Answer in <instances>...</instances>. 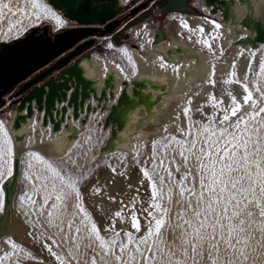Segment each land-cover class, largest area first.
Wrapping results in <instances>:
<instances>
[{"label":"water","instance_id":"95a60500","mask_svg":"<svg viewBox=\"0 0 264 264\" xmlns=\"http://www.w3.org/2000/svg\"><path fill=\"white\" fill-rule=\"evenodd\" d=\"M39 1L68 27L53 34L48 26L40 34L33 29L0 46V120L13 150V173L1 186L0 254L7 239L31 255L12 258L19 264H60L52 252L69 264L17 203L28 188L25 154H39L74 181L105 241L140 236L146 217H157L160 196L151 194L154 181L160 190L154 171L163 144L188 141L193 126L203 134L204 125L217 127L222 107L213 97L231 106L227 93L239 100L243 92L225 81H243L253 91L252 66L264 50V0ZM187 129L190 135L182 133Z\"/></svg>","mask_w":264,"mask_h":264},{"label":"snow or ice","instance_id":"6c2138e0","mask_svg":"<svg viewBox=\"0 0 264 264\" xmlns=\"http://www.w3.org/2000/svg\"><path fill=\"white\" fill-rule=\"evenodd\" d=\"M31 6L34 9L41 8L46 14L51 13L52 17L57 19L60 26H63L64 22L56 13L51 12L46 5L37 3L36 0H31ZM2 9H7L9 12L13 11L8 3H0V10ZM37 19H39L38 14ZM213 24L216 28L220 27V25L215 24V22H213ZM200 31L203 32V28H201ZM202 43L207 42L202 41ZM207 46L211 51V45L208 44ZM161 67H165V65L162 63ZM260 71L261 73H264V64L260 66ZM232 75L234 76L235 74L233 73ZM209 82L213 84L215 83L214 80H210ZM233 82L239 84L243 89L240 99L238 100L237 96L233 95L232 91H229L227 96L231 98V106H228L224 104L223 101H218L213 97L214 104L222 107V113L220 114L221 118L216 121L217 127L210 130V124L204 125V132L208 133V135H205L203 140L199 137H195L193 140L189 141V148L194 150L193 154L199 162L202 170L208 172L211 177V183L206 184V177L202 175L199 185L200 192L198 194L193 193L194 195H197V209L194 210V214L196 217L203 216L204 219L198 220L199 227L195 229V236L193 237L195 242L189 240L188 243L191 246L192 253L201 255L202 253L197 251V247L198 245H201L203 241H212L209 248L210 253L213 250L219 252V241H224L226 244L225 251L230 254L239 252V255L246 261L248 255L245 253L249 246V241L256 239V237L252 235L251 230H253V226L258 223L257 220L252 219L255 214L249 210L250 205L255 206L258 209L259 227L255 230L261 232V238L257 240V244L264 241V90L260 87L255 88V92L259 93L261 98L257 101L253 98V91L250 90L248 84L240 80L233 81L230 79L225 81V83ZM243 105H249V110L242 111ZM232 117H235V119L233 120ZM178 120L179 117H177V121ZM250 125L252 126L250 127ZM0 131H3L5 137L4 143L0 145V179H4L6 176H11L13 173V168L11 166L12 162L5 159V157L13 154V150L10 146L11 142L6 130H4L2 121H0ZM182 133L190 135L191 130H182ZM172 139L175 140V138ZM175 143L182 145L183 141L175 140ZM198 144L199 147H197ZM166 147H170V145L166 144ZM180 154L182 156L184 155L183 152ZM33 155L37 160L43 162V158L39 155L29 153V156ZM205 158L208 160L207 165L204 164ZM185 160H187V157H185ZM164 163L165 160L161 159L160 164L163 165ZM217 164L220 165L218 172L216 170ZM29 167H32L30 162ZM48 167L51 168L52 166L48 165ZM52 171L53 175L60 181L59 184L55 181L51 184L50 190L57 192L56 200H62L66 194V189L74 191L79 200L80 194L75 184L71 182L64 184V176L56 169H52ZM113 171H115V169H113ZM166 171L168 172L169 179H171V172L169 170ZM144 175L148 176L149 180L153 179L147 171H145ZM36 178L44 181L48 180V177L37 176ZM164 181L165 177L159 176L158 183L160 189H162ZM217 185L218 188L216 187ZM41 187L46 191L49 190L47 183L42 184ZM95 191L98 193L100 189H95ZM206 193L207 200L205 201ZM2 194L3 191L2 188H0V195ZM151 195L153 198L164 195L161 190H158L156 181L152 184ZM49 198L50 197L47 195L44 197V201L41 204V210L47 205ZM168 199L170 200V196ZM202 202L204 203L203 212L199 210ZM32 203L34 204L35 201L33 200ZM221 204L224 206L218 212L217 209ZM134 205L135 201H133V206ZM213 205H216V207ZM57 206L58 205L55 203L52 205L54 208ZM230 206L233 208L232 215L228 214ZM76 207L80 212H83L85 216L88 215L86 210L82 207V202L78 203ZM155 207L160 208V205L156 204ZM245 210L247 211L245 212ZM143 211L147 213L148 216H152V213L149 212L148 208H144ZM209 212L213 214V220L206 224V214ZM242 214H246L247 219H239L238 224L235 226L229 223L227 226V236L225 237L223 231L225 225L222 223V220L227 219L228 221H232L234 218H239ZM116 215L119 216L121 213L118 212ZM131 219L133 220L132 227L139 231L140 224L135 215H132ZM146 220L148 223L146 235L141 236L137 242L133 240L132 233L129 232L126 234L128 237L127 242L121 241L116 249H113L107 244L103 237L99 236V231L95 223L91 225V233L96 235V239L99 241V246L104 251L105 257L107 255L113 256L118 264H155L151 255L152 248L148 247V245L154 243V241H151V237L154 234L159 236L160 229L165 221L155 216L150 220L146 217ZM184 223L191 227V221L186 220ZM153 224L155 225V228L152 227ZM218 226L221 230L219 234H217ZM71 227L72 225L69 224V228ZM180 227H183V225H180ZM207 228H211L212 231L210 234L207 233ZM61 230L63 231V229ZM75 231L76 233H79L80 229L77 228ZM116 235L119 236V233H116ZM159 238L161 243H163V238ZM113 243H116V241L113 240ZM129 245L134 246L129 247ZM141 245H144L143 249L141 248ZM237 245H242V247L237 248ZM12 247L16 248L17 245L12 243ZM255 250L256 249H253V251ZM49 251L51 252L52 249L49 248ZM156 251L157 253L163 252L160 248H157ZM125 254L127 255V258H125ZM187 254L188 251L185 249V255ZM52 255L60 261V264H64V261L59 255L55 252H52ZM105 257H102V259H105ZM192 258L195 259V257ZM91 264H97L95 257L92 258ZM105 264H107L106 259ZM177 264H182V262L177 261ZM228 264H234V261L228 260Z\"/></svg>","mask_w":264,"mask_h":264},{"label":"bare ground","instance_id":"6f19581e","mask_svg":"<svg viewBox=\"0 0 264 264\" xmlns=\"http://www.w3.org/2000/svg\"><path fill=\"white\" fill-rule=\"evenodd\" d=\"M36 2L40 3L39 0H36ZM0 3H8L10 7H12V9L16 8L19 10L13 16L9 15L10 12L7 9L0 10V33L6 36L7 34L12 33L21 28L20 30L21 33L18 36H15L6 41L2 40L0 41V43H9V42H12L20 38L21 36H24V34H26L28 30L33 29L37 25H39L40 15L42 14H44V16H47L49 18V21L53 26L54 32L60 31L62 28H64V26L62 27L60 26L56 18L52 17L51 13L46 14L41 8H35V9L32 8L31 0H0ZM37 14L39 15V19H37ZM100 39L101 40L108 39V37L100 38ZM121 54L127 60L128 64H130L125 52ZM262 54H263V57L261 58ZM262 64H264V50L261 51L257 55L255 62L252 66V70H251L250 86L255 93L254 99H256L257 101H259L261 98L259 96V93L255 92V88L260 87L262 90H264V73H261L260 71V66ZM247 110H249V108ZM251 126L252 125H250V127ZM197 136L201 140H203L205 135L199 130L197 126H193V133L189 141L193 140ZM4 139H5L4 133L3 131H0V141L4 142ZM189 141L183 142V144L181 145V144H176L175 140H169L164 145V146H166V144L170 145V147H166V148H167V157L173 169L172 170L173 173L171 172L172 174L171 179H169L168 177V172L165 169H163L162 165L160 164L161 159H164L163 147H161L160 149L159 165L158 167L155 168L154 176L157 181H159V176L165 177L163 187L162 189H160L164 193V195H160V202H159L160 208H158V213H157V217L163 219L164 221H166V218L168 217L167 208H166L167 195L170 196V198L176 197L178 199V203L184 209L186 208L190 209V206L192 207L195 206L197 202V199H196L197 195H194L193 193L195 192V187H196L195 185H198V186L200 185L201 176L203 175L206 177V180H205L206 184L211 183V177L209 176L208 172L202 170L199 162L196 160V157L193 154L194 150H191L189 148ZM198 147H199V144H198ZM181 152L184 153L183 156L180 154ZM29 153L37 154L35 152H28L25 154L23 158V164L25 166V170L23 173V180L27 184L28 188L25 192L20 194L17 198V203L24 209L29 220L35 225V227L41 233H43L44 235H46L47 237L51 239L55 247L60 251L62 258L67 263L76 264L66 256L65 254L66 251L62 248L58 240L55 239L50 234L51 231L48 229L46 230L45 228L41 227L40 225L41 221L39 222L37 220V216H39V212H38L39 210L37 209V207L38 206L41 207V204L44 201V197L47 195L50 197L48 199L47 206L51 208L52 210H54L58 215H61L63 219L66 222H68V224H72L74 229L79 228L80 229L79 233L85 236V238L89 240L96 247L99 253L100 264H105V259L107 260V264H118V262L115 261L113 256L107 255L105 257V253L99 246V241L96 239V235L91 233V225L93 224V222L91 221L88 215L85 216L84 213L80 212L79 209L76 207V205L81 202H80V199L79 200L77 199L75 192L70 189H66L65 190L66 194L64 195L62 200L57 201L56 200L57 192L50 190L51 184L53 181H55L57 184L60 183L58 178H56L53 175L52 169H55V168L53 166L49 168L48 165L50 164H48L46 160L43 159V162L40 160H37L34 155L29 156ZM185 157H187V160H185ZM29 162L31 163L32 167H29ZM204 164L205 165L208 164V160L206 158L204 160ZM177 165L180 167H177ZM219 168H220V165L217 164L216 165L217 172ZM37 176L48 177V180L44 181L41 179H37L36 178ZM3 182H4L3 180L0 181V188ZM69 182L73 183L71 179L70 180L64 179L63 181L64 184H68ZM44 183H47L49 190L46 191L43 187H41V185ZM33 200L35 201L34 204L32 203ZM2 201H3V194L0 195V210L2 208ZM54 203L58 205L55 208L52 207ZM249 210H251L254 214H258V209L255 206L250 205ZM246 211L247 210H245V212ZM175 216H176L177 222H179L177 224L179 225L174 226L173 231H176V233L178 234V237L173 238L171 242L169 243L170 247H169L168 254H167V260L166 261L162 260L163 263H169L168 262L169 260L173 261L174 259L173 254L183 253L184 256H186L185 249H187V251L191 249V246L188 243V241L193 240V237L195 236V230H192L191 228L185 227V226L180 227L183 221L188 220V217L190 218L189 214L185 215L186 216L185 218L181 210V213L174 214L171 217L175 218ZM152 227L155 228V225L153 224ZM258 227L259 225L253 228V234L255 237H257L258 233H260V231L255 230ZM161 229H166L165 224L161 227ZM146 234L147 232L145 231L141 235H146ZM193 242L195 241L193 240ZM12 243L13 242L7 239L4 241L7 251L0 254V264H19L16 261L12 260V258L31 257L30 253L22 250L20 247L17 246L16 248H13ZM107 244L111 246L110 242H107ZM199 247L200 248L205 247L207 249L210 247V245H205V243L202 242V244L199 245ZM113 249H116V248H113ZM207 251L208 253L210 252L209 249H207ZM212 252H215V251L213 250ZM102 257H105V259H102ZM125 258H127L126 254H125ZM208 258L210 259V261L208 262L209 264H222L221 261H219V258L217 256H214L211 258L208 256ZM263 258H264V253H262L261 256H253L251 261H248V264H260L262 261L264 262ZM156 260L159 261L160 257L157 256L155 259L153 256V261L155 262ZM213 261H217V263H213ZM185 264H202V262H199L197 258L192 259L190 257L189 260L185 261Z\"/></svg>","mask_w":264,"mask_h":264},{"label":"rangeland","instance_id":"374dc122","mask_svg":"<svg viewBox=\"0 0 264 264\" xmlns=\"http://www.w3.org/2000/svg\"><path fill=\"white\" fill-rule=\"evenodd\" d=\"M135 1H136L135 3H139L140 4L142 2L149 1V0H135ZM40 3H42V2H40ZM42 4L45 5L44 3H42ZM46 7H48L51 11H53L54 13H56L59 16V14L56 11H54L52 8H50L47 5H46ZM18 11H19L18 9L14 8L13 11L10 12L9 15L13 16ZM123 17H124V15L122 13L118 16V18H123ZM59 18L64 22L63 26L65 28V26H67V23L60 16H59ZM39 20H40L39 25H37L33 29L37 28L39 30H42V32H43L44 28L46 26H48L49 29H50V34L54 33L53 26L50 23L49 18L47 16H44V14H42V15H40V19ZM40 27H42V28H40ZM64 28H62V29H64ZM33 29L28 30L26 32V34L28 32H30L31 30H33ZM20 30H21V28L16 30V31H14V32H12V33L7 34L6 36L3 35L2 33H0V41H2V40L6 41V40H9V39H11V38H13L15 36H18L21 33ZM17 32H19V33H17ZM42 32L40 31V33H42ZM26 34H24V35H26ZM22 37L23 36H21L20 38H22ZM20 38H18V39H20ZM18 39H16V40H18ZM2 44H5V43H0V46ZM262 57H263V54H262L261 58ZM14 91H15V89H14ZM6 99L8 100L7 96H6ZM4 130H5V128H4ZM192 133H193V128H192ZM204 135H207V134H204ZM8 138H9V136H8ZM10 142H11V140H10ZM183 142H187V141H183ZM3 143L4 142L0 141V145H2ZM165 143L162 146L163 147V154H164L163 157H164V160H165V163L162 165V167L165 170H170V168H171L170 172H172L173 169H172L170 161L168 160V157H167V148H166V146H164ZM11 145L12 144H10V146ZM197 147H198V145H197ZM11 148H12V146H11ZM5 159H7V160L12 162V156H7V157H5ZM158 165L156 167H158ZM11 166H12V163H11ZM177 167H180V166L177 165ZM23 173H24V171H23ZM7 177L8 176H6L4 179H0V181H2V180L5 181ZM64 179L70 180V178H68L66 176H64ZM73 184H74V181H73ZM195 186L196 187H195V192L194 193L198 194L200 192V188H199L198 185H195ZM216 187L218 188V185ZM168 197L169 196L167 195L166 208H167L168 217L166 218V221L164 223L167 230L166 229H160L159 236L154 234L151 237V241H154V243H150L148 245V247L152 248L151 255H153L155 259H156L157 256L160 257V260L159 261L156 260L155 264H177V261H181L182 264H185V261L189 260L190 257L191 258L192 257L197 258V260L199 262H202V264H209L208 262L210 261V259L208 258V256L210 258L214 257V256H217L219 258V261H221L222 264H228V260L234 261V264H248V261H251L253 256H261V254L264 253V245H263L264 241H262L260 244H257V240H259L261 238V232H260V233H258L256 239H253V240L249 241V246L246 249V253H245L246 255H248V259L246 261L243 259V257H241L239 255V252L230 254L229 252L225 251L226 244H225L224 241H220L219 242V252L215 251V252H211V253L209 252L208 253L207 249H209L210 247L206 249L205 247L200 248L199 245H198L197 251L199 253H202L201 255H196V254L192 253V251L190 249V250H188V254L186 256H184L183 253L173 254V258H174L173 261L169 260L168 261L169 263H163L162 260H165V261L167 260V254H168V250H169V247H170L169 243L171 242V240L173 238L178 237V234L176 233V231H173V227L176 226V225H179V224H177L179 222H177L176 216H175V218H172L171 216L174 215V214H177V213H181V210H182L183 215H184L185 218H186L185 215L189 214L190 218L188 217L187 221H191V227L188 224H185L184 221L181 223V225H183V227L184 226L185 227H189L192 230H195L197 227H199L198 220H203L204 219L203 216L196 217L195 214H194V210L197 209V202H196L195 206H193V207L190 206V209L189 208L188 209L187 208L184 209L178 203V199L176 197H171L170 200L168 199ZM38 200H39V198H38ZM206 200H207V193L205 195V201ZM2 204H3V201H2ZM39 205H40V203H39ZM213 206L216 207V205H213ZM223 206L224 205L221 204L219 206V208L217 209V211L219 212L220 209L223 208ZM37 209L39 210L38 211L39 212V216H37V220L39 222L41 221L40 222L41 227L45 228L46 230L48 229V230L51 231L50 234L55 239L58 240V242L61 244L62 248L66 251V253H65L66 256L71 261H73L76 264H91L92 258L95 257L96 261H97V264H100L99 253H98L96 247L89 240H87L85 238V236H83L80 233H76V231H75L76 229H74L73 226L71 228H69L68 222H66L61 215H58L54 210L49 208L47 205L45 207H43L42 210H41L40 206H38ZM199 210L202 211V212L204 211V203L203 202L201 203ZM232 213H233V208L230 206L229 210H228V214L232 215ZM206 215H207V220H205V223L208 224V223L212 222L213 214L211 212H209ZM239 219H247L246 214H242L239 218H234L232 221H228L227 219L222 220V223L225 225V227L223 229V231L225 233V237L227 236V231H228L227 226L229 225V223H231L233 226H235L236 224H238ZM252 219L257 220L258 221L257 225H259L258 214H255ZM257 225H254L253 228L256 227ZM61 229H63V231ZM206 231H207V233L210 234L212 230H211V228H207ZM220 231L221 230H220V228L218 226L217 227V234H219ZM251 232H252V235L254 236L253 230H251ZM141 236H143V235H140V236H137V237L132 236V237H133L134 241L138 242V240H139V238ZM159 237L163 238V243H161ZM127 239H128V237L125 234L122 241L127 242ZM106 242H110L111 243V247H113V248H117V245L120 243V242L119 243H117V242L113 243V241H106ZM203 242L205 243V245H210V243H212V241H209V240H205ZM233 242H235V241H233ZM133 246L134 245H129V247H133ZM241 247H242V245H237V248H241ZM141 248L143 249L144 245H141ZM157 248L162 249L163 252L162 253H157V251H156ZM253 249H256V250L253 251ZM213 263H217V261H213ZM260 264H264V262L262 261Z\"/></svg>","mask_w":264,"mask_h":264},{"label":"built area","instance_id":"2783aa9c","mask_svg":"<svg viewBox=\"0 0 264 264\" xmlns=\"http://www.w3.org/2000/svg\"><path fill=\"white\" fill-rule=\"evenodd\" d=\"M137 4H139V3H135V5H137ZM150 4H153V2H150ZM130 10H131V8L127 9L126 11H124V12L122 13V14L124 15V17H125V16H128ZM131 19H132V17H127V18H125V19L123 20V22H122V26L125 25L126 23H128ZM67 27H68V25L65 26V28H67ZM65 28H64V29H65Z\"/></svg>","mask_w":264,"mask_h":264},{"label":"flooded vegetation","instance_id":"af4514ba","mask_svg":"<svg viewBox=\"0 0 264 264\" xmlns=\"http://www.w3.org/2000/svg\"><path fill=\"white\" fill-rule=\"evenodd\" d=\"M126 17V16H125ZM124 18V17H123ZM122 19V18H121ZM40 28H42V27H40ZM36 30L38 31V33L40 34V31L42 32V30H39V29H37L36 28Z\"/></svg>","mask_w":264,"mask_h":264}]
</instances>
